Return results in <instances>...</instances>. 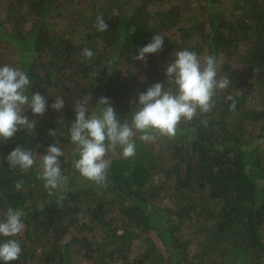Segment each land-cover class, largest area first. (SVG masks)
<instances>
[{
    "label": "trees",
    "instance_id": "trees-1",
    "mask_svg": "<svg viewBox=\"0 0 264 264\" xmlns=\"http://www.w3.org/2000/svg\"><path fill=\"white\" fill-rule=\"evenodd\" d=\"M97 15L105 32L94 27ZM155 34L162 51L136 60ZM184 49L215 57L218 78L231 81L211 112L181 121L172 138L135 133V156L108 153L104 186L81 177L68 132L75 102L90 98L95 108L108 97L130 121L138 94L164 83ZM5 64L26 72L28 94L48 104L43 116L25 111L34 130L0 141V219L12 207L25 225L9 264H264V0H0ZM57 95L60 111L51 108ZM50 145L64 151L67 177L52 195L39 179ZM17 146L33 152L31 169L9 167Z\"/></svg>",
    "mask_w": 264,
    "mask_h": 264
},
{
    "label": "clouds",
    "instance_id": "clouds-1",
    "mask_svg": "<svg viewBox=\"0 0 264 264\" xmlns=\"http://www.w3.org/2000/svg\"><path fill=\"white\" fill-rule=\"evenodd\" d=\"M97 32H105L108 24L102 15H97L95 25ZM164 36L153 35L151 41L138 49L135 59L146 62L147 54L162 51ZM86 58H92L89 48L83 50ZM112 63H110L111 65ZM109 65V66H110ZM166 81L152 84L146 92L139 93L134 101L137 109L131 120L121 122L110 98L100 97L97 106L91 108L89 99L75 102V121L68 128L73 147V168L84 179L104 186L111 159L106 158L109 152L121 149L123 158H131L136 154L135 133L139 139L153 142L157 136L172 138L176 135L181 121H191L199 113L211 112L214 107L213 97L218 90H224L231 84L227 76L218 78L217 61L209 55L201 59L195 51L187 49L178 51L166 66ZM31 81L26 72L7 64L0 66V141L7 140L20 130H34L35 120H29L25 111L30 110L36 116H43L48 108L44 96L36 92L28 94ZM232 101L231 109H235V100L231 95L226 97ZM51 108L60 111L64 108V100L57 95ZM49 135L56 136V130H49ZM40 156L41 172L39 179L44 187L51 190L49 195L67 182L61 172L60 157L64 151L59 146L50 145L46 154ZM10 168L31 169L36 163L32 151L17 146L6 158ZM23 181H17L15 188L20 190ZM63 193L57 197L60 204ZM24 212L8 207L3 219H0V237L8 238L0 243V261L4 264L19 259L22 248L14 237L19 236L25 228L22 221Z\"/></svg>",
    "mask_w": 264,
    "mask_h": 264
}]
</instances>
